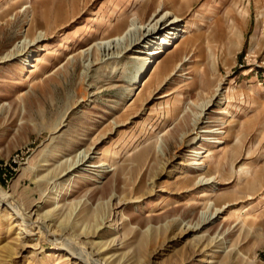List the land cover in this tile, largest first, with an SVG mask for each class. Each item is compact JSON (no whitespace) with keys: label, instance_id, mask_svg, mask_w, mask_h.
Here are the masks:
<instances>
[{"label":"rangeland","instance_id":"obj_1","mask_svg":"<svg viewBox=\"0 0 264 264\" xmlns=\"http://www.w3.org/2000/svg\"><path fill=\"white\" fill-rule=\"evenodd\" d=\"M39 1L0 0V57L23 39ZM74 2V17L29 59L0 61V190L11 204H0V264H84L27 229L15 206L95 263L264 264V0L185 8L178 37L140 84L138 46L105 63L93 47L23 89L35 68L117 37L113 27L142 10L137 0ZM85 54L94 66L84 78ZM80 152L90 159L62 175L70 163L61 161Z\"/></svg>","mask_w":264,"mask_h":264},{"label":"bare ground","instance_id":"obj_2","mask_svg":"<svg viewBox=\"0 0 264 264\" xmlns=\"http://www.w3.org/2000/svg\"><path fill=\"white\" fill-rule=\"evenodd\" d=\"M41 1H42L43 10L38 12L37 10H35L36 7L35 8L30 7L31 10L30 9L29 10L31 12V18H30L29 27L27 31H25L23 39L17 44L12 45L0 57V61L2 63L7 62L9 60L19 59L21 57H23L25 60L29 59L35 53V50L38 48V45L43 40L47 39L46 37L48 36L49 33H51L54 27L61 25L66 21L67 17L69 16L74 17V15L77 13V4L74 2L75 0H47V1L41 0ZM41 1H39V3ZM196 1L198 0H160L158 1L157 8L153 12L151 18H149L148 21L144 22L142 15L149 0H137L142 10L141 11L137 10L134 13L133 15L134 18L131 20V23L128 20H122L113 27L112 32H116L117 37L103 42L95 41L86 48L83 47H76L73 49L69 48L65 53L58 54L55 62L51 66L49 65L50 67L35 68L34 70H32L31 73L28 75V77H26L25 79V82L23 84V89L29 91L36 84H41L46 80L48 81V79L54 77L58 72L63 70L65 66L70 65L78 54H84L87 51L90 52L89 49L93 47L94 48L92 51L97 49L101 57L100 61L102 63H105L109 60L118 59L119 57H117L116 55L121 53V51L123 50L127 51L128 48H130L131 46H134L133 49H135L138 46L137 48L138 50H136L133 53L134 56L145 55L146 57L143 58L141 62L137 65V71L134 75V79L137 77L138 80L136 79L135 81L133 82L131 81V82L132 85H135L134 83L136 81H138V84H140L141 80L145 77V74H147L149 69L151 68L150 65H152L155 62L154 60L157 58V56L165 53V51L173 45L174 41L178 37L177 33L179 32L178 31L179 23L182 21L184 15L183 10L191 6ZM167 5H169L168 9L166 8ZM175 5H179V8H176ZM13 10L14 9L9 8L4 13H2V15L5 14L6 17L9 15L10 11L13 12ZM25 10L26 8L20 9L18 13L14 15V19H11L12 17L11 15L10 18L4 20L5 25L7 26L11 25L12 21H15L18 17H20L21 14H25L24 13ZM135 20H137L138 22H135ZM122 30L125 31L123 32ZM37 31H39V33H37ZM110 37L111 36L109 35L108 38ZM115 51L118 52L116 53ZM85 55L84 57H86L85 58L86 60L83 63L81 70V76L84 78L88 77L91 69L94 66L93 59H91L92 56L90 55L88 56V54ZM172 57L173 54L169 55L166 58V60L162 61L158 65V67L154 69L152 77L153 75H156L159 72L166 71L169 68V65L171 64ZM132 58L135 59L136 56L135 57L132 56ZM180 64L181 63H178L175 68L176 69L179 68ZM23 94L24 93L22 92L20 95ZM75 158L69 155L66 156L63 161H61V163H65V164L68 162L70 163L68 166H65V172L61 173L62 175H66L68 173L77 171L78 169H80V167L84 166V164L88 159H90L89 153L86 152H80L78 155L75 156ZM106 166L107 164L102 161L98 166H96V168L100 169ZM248 173L249 170L246 169L245 174ZM199 182L202 181L200 180ZM8 199L10 198L0 190V204L6 203L7 205H11L7 201ZM14 211L19 216H21V219H24L26 221L24 223L27 229L31 231H38L44 239L48 240L49 242H52L56 247L64 248V249L67 248V250L71 251L72 255L78 257L79 260H81L82 263L84 264H100L97 262L95 263L90 259V257L88 256V254H86L85 249L83 248L82 245H79L77 243L76 244H72V243L69 244L66 242L63 243L62 241L55 238L53 232H50V230L46 229L42 232V228H40L41 226H39L38 222L37 221L30 222L29 218L25 217V215L22 212H20L21 209L18 208L17 206L14 207ZM218 213H219L218 210H216L214 214L211 213L208 216L207 214L202 213L201 223L204 224L212 220L215 217V215H217ZM198 227L199 224L195 228Z\"/></svg>","mask_w":264,"mask_h":264}]
</instances>
